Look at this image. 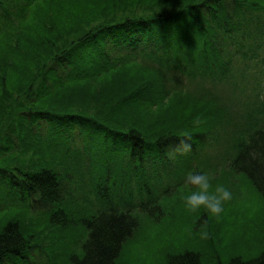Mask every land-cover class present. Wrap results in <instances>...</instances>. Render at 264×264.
<instances>
[{
  "label": "trees",
  "instance_id": "obj_1",
  "mask_svg": "<svg viewBox=\"0 0 264 264\" xmlns=\"http://www.w3.org/2000/svg\"><path fill=\"white\" fill-rule=\"evenodd\" d=\"M249 10L264 0H0V264H49L53 247L35 236L52 226L65 242L62 216L81 229L80 253L64 250L72 264H122L140 213L174 194V215L211 219L199 218L204 238L196 222L187 239L165 237L156 264H264V109L230 114L261 86L240 73L264 58V22ZM256 33L251 48L237 37ZM227 166L255 187L258 210L215 215L209 188L195 202L177 193ZM89 181L87 210L74 191L91 193Z\"/></svg>",
  "mask_w": 264,
  "mask_h": 264
},
{
  "label": "rangeland",
  "instance_id": "obj_2",
  "mask_svg": "<svg viewBox=\"0 0 264 264\" xmlns=\"http://www.w3.org/2000/svg\"><path fill=\"white\" fill-rule=\"evenodd\" d=\"M250 13L256 14V18L252 20V22L256 21V23H258L259 25H261L264 22V11L258 10L256 12H253L249 10V14ZM237 37L242 40V43L245 45V47L249 46L248 48H251V45H254L255 43L256 44L260 43V36L258 37V33H256V35L254 36H251V34H247L246 36H243V34L242 36L241 34H238ZM248 48H246V50ZM263 60L264 58L262 59L256 58L255 65H253L252 61H250V63L247 64V65H250L249 68H246L244 70L240 69L242 71L240 73L246 72V78L249 81H251L253 87L256 86L257 84V81H256V84L253 81L254 77L256 76L255 73H257L256 79L260 80L261 86L259 87V90L256 88V90H258L259 92L258 95L253 94L251 99L249 98V101H250L249 107H246L247 105L243 103V100H242L243 98H238L235 100L236 102H233L234 104L231 105L230 114L234 120H236L237 117H239L240 119H245L246 118L245 115L249 112L250 108L252 107L251 110H253L255 106H256L255 107L256 113L253 114L254 115L253 117H256L258 113L262 114V111L264 109V77L262 76V74L260 75L259 73L261 72V69H263V73H264ZM226 86H229V83ZM250 120L251 118L249 119V123H250ZM243 123H245V121H243ZM247 124L248 123L244 124L243 126L245 127ZM251 129L252 130L256 129L255 123L252 124ZM224 137H225V133L222 134V136L220 137V140H223ZM248 142L249 141H247V143ZM216 147H218V145H216ZM27 157L29 156L25 155L24 158H27ZM225 157H226L227 162L229 159H231V157L227 154ZM27 161L28 159L25 162ZM167 169H169V167H167ZM64 170H65V165L61 168V171H64ZM77 172L75 175L73 173L71 174V176L75 180L80 179V176H81L80 170L78 171L77 169ZM201 176L202 175H200L199 177L197 176L196 178L193 177L191 182H194L192 183L194 187L192 188V186L191 187L189 186L190 188L188 187L182 188L181 190L177 192L179 193V196H185V195L188 196V194H190L192 195L193 202H195L197 195L199 194L205 195L206 192L204 190L199 189V188L204 187V188H209L207 193L211 191L213 196H216L219 198L217 202H219L220 204H218L216 209L213 210L215 215L220 214L221 212L230 210L235 207H237L238 211L243 210V211H246V213H248L254 207L258 210V208L256 207L257 206V203H256L257 194L255 193V190H256L255 187L251 184L249 180H245L246 178H243L242 176L237 174L236 171L232 169L231 167L229 166L220 167L215 172H212V170L210 169H205L202 181H201ZM86 178H87V175H86ZM81 185H87V188H89L91 193L82 192L83 188L80 189L79 187L78 189H76L77 188L76 186L74 188L76 189L74 191V196H76L77 198H80L83 195L84 197L83 199H85L86 201H82L83 206L80 205L79 209L82 206L83 209L85 208L88 210L91 208V205L89 201L87 202V200L91 199L92 201H94L96 198L97 193L95 189V183L89 181L88 184L84 182ZM193 189H198V190L196 191ZM222 195L224 196V198L222 197ZM136 198L139 199V193H138V197L136 196ZM175 200H177L176 194H174L173 196H170L166 201L162 200L161 204H159L160 206L154 207L155 213H151V212L150 214L146 212L140 213L139 226L141 227L140 228L138 227V230L136 232V237H135L136 241L129 246L128 251H126V253L124 254L122 258V264H156L158 262H161L162 257H159L158 254L155 253V251L157 252V250L160 249V246H162L163 244L171 240L173 236H177V237L179 236L180 240L187 239L188 236L190 235V233L188 232L187 226H189L191 222H196L194 226L196 228L202 229L201 233L198 235H201L202 238L205 237V234H204L205 223L202 220H199V218L204 216L205 220L209 221L211 219L210 214L208 217L206 210L185 211L181 209L177 215H174L178 208L171 205V203H173ZM159 208L162 209L161 213H163V216H161L162 215L161 213L159 214V211L157 210ZM83 209H80V210H83ZM256 209H255V213H256ZM97 210L98 209L96 208L95 212H97ZM158 214L159 216H157ZM242 215L228 216V217L231 219H233L234 217L242 218L243 217ZM226 216H227V213H225V215L221 217L215 218L216 219L215 223L217 225L226 224L225 222H223ZM41 219L44 220V218H41ZM62 219L63 220H60V222H62L61 225L64 229L61 234L65 235L64 236L65 242L64 240L63 241L60 240L61 242H58V240L56 241L53 240V237H54L53 234L59 235L60 232L58 231L54 232L55 228L52 226L51 228L50 227L42 228L43 234L39 235L40 238L35 236V239H40V240H36L34 244L41 243L39 245L41 247L43 246L49 247V248L53 247V252H51L52 253L51 260L50 259L48 260L49 264H72L71 257H69L66 251L64 250H68L72 246L71 251H69L70 253L73 252L74 254L78 255L77 252L80 253L81 251L79 250V248H81V245L75 244L76 241L79 239L80 232H81V229H79L80 227L76 225L78 224V221L74 219L66 218L64 216H62ZM64 219L71 221L72 224L66 225L65 224L66 220L64 221ZM263 219L264 218L262 217L261 221H263ZM43 224L44 223L42 222L40 227H38L37 229H40L43 226ZM179 225L181 226L180 229H178ZM260 227L263 229V232H264V221L261 223ZM171 233L172 235H170ZM164 238H165V243L162 242ZM33 242L34 240L32 241V243ZM215 243L217 244L216 241ZM205 246H206L205 241L203 243L197 241V243L193 245L192 249L196 250L197 248V251H200V250H203ZM243 250H244L243 246L240 248L236 247V254H239L240 256H244L245 252ZM223 251H224V245H220V253L221 252L223 253ZM252 255L256 256V248L253 250Z\"/></svg>",
  "mask_w": 264,
  "mask_h": 264
}]
</instances>
